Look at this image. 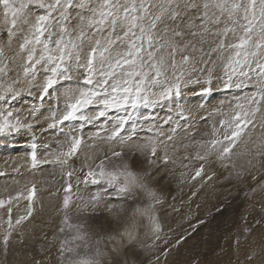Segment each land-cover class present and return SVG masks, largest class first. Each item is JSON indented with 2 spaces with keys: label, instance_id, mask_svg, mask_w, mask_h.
<instances>
[{
  "label": "rangeland",
  "instance_id": "374dc122",
  "mask_svg": "<svg viewBox=\"0 0 264 264\" xmlns=\"http://www.w3.org/2000/svg\"><path fill=\"white\" fill-rule=\"evenodd\" d=\"M39 12V9L30 8V18H34ZM2 20L3 14L0 10V22ZM237 28L242 33L238 26ZM24 31H27L26 28ZM22 39V36L17 34L9 45L6 28L0 29V48H3V57L0 59L7 58L10 68L8 76L0 82L7 84L19 80L14 85L19 95L12 99L9 94L6 100H0V123H3L5 117L10 125H17L19 121L15 129L10 127L3 133L0 132V170H2L0 181L7 183V188L13 190L18 187V183L16 184L12 179L16 178V172L9 168L14 162L7 161L19 153L13 144L19 139L23 147L25 146L22 151L25 155L27 143L32 139L39 140V134L38 138L31 136V140L29 133L24 135L23 123H33L39 128L37 125L45 126L49 121L47 127L53 132L54 129L50 125L54 122L55 113L51 118L48 112L41 117L36 118V116L42 115L45 107L52 105L53 102L55 105L60 102L58 112L64 105L67 108V104L71 101L66 93L91 87L83 83L86 69L77 67L73 62L69 71L71 79L57 77V83L41 100L42 86L51 72L45 71L46 66L37 65L35 79L31 75L25 78L23 67L26 56L19 50ZM226 40L228 41L225 43L232 44L229 37ZM200 47H203V53L197 52V60L202 62L183 67L184 75L179 82L178 96L173 89V94L168 98L159 99L150 95L153 103L147 107L141 104L137 109L129 107L126 111L123 108L107 110L104 117L96 118L97 122L94 123L93 128L84 135L87 144L98 143L100 149L96 145H87L85 150L79 153L77 161L65 159L62 150L54 151L57 160L55 168L60 175L58 185L55 187L50 183L40 185L35 180L36 185L29 194L25 191L27 190L25 186L32 183L30 180L21 184L16 191L9 192L12 194L8 197L1 196L3 192H0V201H3L0 205V264H69L71 258L69 253L65 252L63 258L61 257L62 245L64 248H76L77 245H81L76 250L85 254L83 247L85 242L87 254L98 260L100 264H264V100L260 101L259 111H256L254 116H249L251 123L244 128L235 144L231 145L230 152L223 153V148L230 146V141L225 139V136L230 137L235 128L234 123L229 126V122H232L236 112L241 111L236 105L241 101V104L245 105V110L257 107L249 106L246 98L258 92V78L255 72L250 74L253 77L251 81L237 75L233 77V84L243 80V85L240 88L235 86L225 88L224 81L227 79L225 65L232 50L212 51L218 48V45L214 38L209 37L204 38L202 45H197V48ZM87 51L88 45L85 44L82 63L86 62ZM179 59L180 57L177 56V60ZM201 69L205 70L201 71ZM208 70L212 81L210 85L207 83ZM168 77V82L153 88L152 91L159 93L163 87L169 86L172 82L171 71L168 72ZM35 85L37 88L34 87ZM209 87L211 91L205 92L204 90ZM220 106L222 110L219 109ZM101 110L102 106L94 103L82 112L92 118ZM9 111L12 113L11 116H8ZM116 111L127 112L123 114L130 118L129 128L122 131L123 124L120 135L126 133L124 138L110 143L109 140H117L120 137L119 135L112 138V133L118 127ZM170 114L173 116L172 120L163 122L158 127L167 130V133L159 132L157 126H153L151 131L144 133L152 139L147 137L143 142L135 140L136 131L144 129L145 123L152 126L158 117L164 120V117L167 118ZM147 118L151 123L146 122ZM133 119L136 121L134 122ZM222 121L225 123L222 124ZM88 125L89 123L85 124L84 128L89 129ZM43 130V128L39 129V131ZM41 135L46 134L41 133ZM168 137L171 139L169 140ZM70 139L73 140L69 137L67 143ZM213 140L218 141L215 147L211 146ZM49 145L46 143L42 147L47 150ZM153 147L156 149L154 156ZM117 152L121 155L114 156L113 153ZM165 156L168 158L167 162ZM199 156H203L204 159H199ZM178 158L183 162L178 161ZM124 159L132 161L130 170L148 172L145 176H149L154 171L158 175L161 172L165 174V180L161 178L162 180L156 185L159 190L161 188L162 200L158 202L157 209L155 208L153 212L152 223L147 222L149 216L146 219L140 212L141 208L148 205L147 200L134 196L130 191H118L120 185L125 183L122 176L117 180L118 182L112 184H109L106 178L101 179L99 176L96 177L99 183L89 186L85 182L87 173L91 170L99 171L97 166L101 162L104 171L109 166L116 167V171L106 172H124L122 170L124 165L117 166V162H124ZM137 161L140 162L139 165H136ZM149 161H152L153 167L149 166ZM71 164L79 170L73 179L76 191L70 196L68 207L65 208L61 188L72 176V172L65 173L66 165L70 167ZM183 165L188 166L185 167L187 171ZM174 167L180 172H175ZM198 170L199 176L196 175ZM64 176L67 178L64 179ZM35 190H38L39 194L36 195ZM64 190L68 192L69 185ZM190 191H194V195ZM195 193H198L199 197ZM93 197L97 198L93 199ZM195 198L197 200L203 198L199 202L203 203V206L208 202L206 206L208 208L203 207L198 212L195 205L194 210ZM223 202L225 204H222ZM184 204L186 206H183ZM227 204L232 206L229 207ZM212 205L216 206L213 211L210 210ZM220 212L218 219L216 215L219 216ZM65 217L68 220L67 224L64 222ZM190 219L191 221H188ZM209 219L211 224L208 222ZM127 223L134 224L135 239L127 243L123 241L118 243L123 239L122 231ZM74 236H83L84 239L73 241ZM129 253L130 258H128Z\"/></svg>",
  "mask_w": 264,
  "mask_h": 264
},
{
  "label": "snow or ice",
  "instance_id": "6c2138e0",
  "mask_svg": "<svg viewBox=\"0 0 264 264\" xmlns=\"http://www.w3.org/2000/svg\"><path fill=\"white\" fill-rule=\"evenodd\" d=\"M33 7L40 12L30 18L29 9ZM0 10L3 14L0 29L6 28L9 45L17 34L23 38L19 50L26 56L23 67L25 78L31 75L35 79L37 65L46 66L45 71L51 72L42 86L41 100L57 83V77L71 79L69 71L73 62L77 67L86 69L83 83L91 87L66 93L71 102L57 121L59 124L103 117L112 108H123L126 111L129 107L137 109L141 104L147 107L153 103L150 95L159 99L168 98L173 94V89L178 96L179 82L184 75L183 67L202 62L197 60V52L203 53V47L197 48V44L202 45L205 37L214 38L217 43L218 48L212 51L234 50V55L227 57L225 65V88H240L243 85V80L233 84V77L237 75L251 81L253 77L250 72L256 73L259 84L258 92L246 98L249 106L257 107L245 110L244 104H237L241 111L236 112L232 122H229V126L234 123L235 128L230 137L225 136L230 146L223 148V153L230 152L231 145L235 144L244 128L251 123L249 116L259 111L260 101L264 100V0H247L246 3L244 0H0ZM241 11L242 16L239 15ZM241 19L244 23L240 22ZM237 26L243 35L236 43H225L230 33L235 34ZM85 44L88 45V51L86 62L82 63L81 54ZM0 57H3V48H0ZM9 71V60L0 59V81L8 76ZM169 71L172 73L169 86L163 87L159 93L152 91L169 81ZM208 71L207 83L210 85L212 81ZM18 82H0V100H6L9 94L15 99L19 92L14 85ZM204 91L210 92L211 88ZM94 103L102 106L97 116L89 118L83 115L82 110ZM11 115L9 112L8 116ZM126 122L125 118L118 121L112 138L120 135ZM17 125H10L5 117L3 123H0V132ZM50 127H56V124ZM217 143L213 140L211 146L215 147ZM80 144L81 139L73 138L67 155L74 154ZM155 154L156 149L153 147L152 155ZM113 155L121 154L117 152ZM198 158L204 159L203 156ZM164 159L167 162V156ZM32 160L35 166V151ZM97 167L99 171L87 173L86 183L88 177H92L93 184L99 183L96 179L99 176L112 184L123 175L125 183L118 188L119 192L129 191V185L136 183L132 172H106L103 162ZM196 175H200L199 170ZM2 204L3 201H0ZM68 204L69 199L65 197L64 207L67 208ZM64 222L68 223L67 217ZM83 239V236L72 238L73 241ZM79 247L81 245L76 246ZM83 247L85 254L76 248H64L62 245L61 257L67 252L71 256L69 264H100L87 254L86 242Z\"/></svg>",
  "mask_w": 264,
  "mask_h": 264
},
{
  "label": "bare ground",
  "instance_id": "6f19581e",
  "mask_svg": "<svg viewBox=\"0 0 264 264\" xmlns=\"http://www.w3.org/2000/svg\"><path fill=\"white\" fill-rule=\"evenodd\" d=\"M238 1V0H237ZM244 2L246 3L247 2V0H244ZM240 16H242L243 15V13H242V11H241V13L239 14ZM241 23H244V21H242V19H241V21H240ZM226 23H227V21H226ZM231 26V25H230ZM18 27H19V25H18ZM71 30V29H70ZM241 35H243L242 33H241V31H239L238 30V28H236V32H235V34H229V39L232 41V44L233 43H236L237 41H238V38L241 36ZM56 38H58V37H53V39H56ZM97 38H99V37H97ZM66 39H67V37H66ZM228 40H226V42H227ZM198 45V44H197ZM231 55H234V50H232L231 51V53H230V55H228V56H231ZM81 58H82V54H81ZM253 72H250L249 74H252ZM48 75V74H47ZM245 86V85H244ZM34 87H36L37 88V86L35 85ZM246 87H248L247 85H246ZM249 88H252V86H249ZM9 97V96H8ZM239 99V98H238ZM241 99V98H240ZM9 102V101H8ZM60 102H58V104L57 105H55L54 104V102L53 103H51L52 105H49V106H46L45 107V110L43 111V113H42V115H40V116H36V118L37 117H41V116H43V115H45L46 114V112H48V113H50V118H51V116H52V114L53 113H55V116H54V122H53V124H56V127H53V132H50V129L47 127L48 125H49V121L46 123V125L45 126H41V125H37L39 128H36V125H34L33 123H30V124H24L23 123V127H24V135L25 134H27V133H29L30 134V136H29V139L31 140V136H37L38 134H39V140H37L36 142H39V143H41L40 145H41V147H42V145H44L45 146V144L47 143V144H50L49 145V148L47 149V150H45V149H43V147L41 148V147H39L38 149H37V155H36V163L35 164H38V165H36L35 167H33V164L30 162V160H29V158H28V152H29V149L28 148H31V142H29V143H27V146H26V152H25V155H23V149L25 148V146L23 147V145H22V143H20L19 141V139H17L16 141H15V143L13 144L14 146L13 147H17L16 148V150L19 152V153H17L15 156H13V159H9V160H7L8 161V163L9 162H14L13 163V165L11 166V167H9L10 169H12V171H14V172H16V174H15V176H16V178L15 177H13L12 179H14V181L13 182H15L16 184L18 183V187L17 188H19L20 187V185L21 184H24L25 182H29L30 180L32 181V183H28V184H26V186H25V188H27V190H25V191H27L29 194L32 192V188L33 187H35V180H37L38 182H39V184L40 185H44L45 183H50V184H52V186L53 187H55L56 185H58V182H59V178H60V175H59V172H58V170H56V168H55V165H56V163H57V160H56V154L55 153H53L54 151L55 152H58V151H61L62 150V152H63V155H64V158L65 159H69V160H71V161H73V160H75V161H77L78 160V158H79V156H80V154L85 150V147L87 146V145H89V144H91V145H96L97 147H99V149H100V145H98V143H89V144H87V140L84 138V135H85V133L87 132V131H89V130H91L92 128H93V125H94V123H96L97 122V119H90V120H79V119H77V120H71V121H65V122H67V123H63V124H59V123H57V121H59L60 120V118L63 116V114L65 113V111L67 110V108H66V106L64 105V107H63V109L61 110V111H59L58 112V106H60V104H59ZM240 104H241V101L239 102ZM244 103V102H243ZM247 103V102H246ZM6 105V104H5ZM237 106V105H236ZM44 107V106H43ZM220 110H222L221 109V106H220V108H219ZM13 110V109H12ZM167 110V109H166ZM217 111V110H216ZM10 112V111H9ZM112 112H114V110L112 111ZM218 112V111H217ZM123 113H126L127 114V112H125V111H116V116H117V121H119L121 118H125L126 120H127V122L124 124V130H122V131H125L126 129H128L129 128V120H130V118H128L126 115H124ZM83 115H84V113H83ZM85 116H86V114H85ZM97 116V115H96ZM95 116V117H96ZM87 117H89V116H87ZM104 117V116H103ZM166 117V116H165ZM164 117V120L162 119V118H160V117H158V120L152 125V126H149V125H147L146 123H145V128L144 129H142V130H139V131H136V134L137 135H139V136H136V134H135V137H136V139L135 140H137L138 142L140 141V142H143L147 137H150L151 138V136H149V135H147V134H144V133H146V132H148V131H151L152 129V127L154 126H157L156 128L159 130V132H163V131H165V129H163V128H158V127H160L159 125L161 124V123H163V122H165V121H167V122H170L171 120H172V114H170L167 118H165ZM89 118H91V117H89ZM104 119V118H103ZM108 119H111L110 117H108ZM108 119H106L107 121H108ZM135 119V118H134ZM133 119V120H134ZM50 120V119H49ZM99 121V120H98ZM136 120H134V122H135ZM146 122H149V123H151L149 120H148V118H147V120H146ZM69 123H70V125H69ZM87 123H89V125H88V128L89 129H86V128H84V125L85 124H87ZM133 123V122H132ZM131 123V124H132ZM130 124V125H131ZM16 125V124H15ZM28 125H31V127H28ZM163 125V124H162ZM201 125V124H200ZM200 125H198V127L200 126ZM41 128H43L44 130L43 131H39V129H41ZM14 129H15V127H14ZM13 129V130H14ZM3 133V132H2ZM11 133V132H10ZM16 133V132H15ZM41 133H43V134H46L45 136H42L41 135ZM65 133H68L69 135H67V134H65ZM121 133V132H120ZM165 133H167V130L164 132V134ZM126 135V133H124V135L122 134V136L120 135V137L117 139V140H109V142L110 143H113V142H117V141H119V140H121V139H123L124 138V136ZM26 136V135H25ZM28 136V135H27ZM10 137V136H9ZM69 137H72V139L73 138H78V139H81V144H80V146H79V148L77 149V151L74 153V154H72V155H67V153L70 151V148H71V143H72V141H71V139H70V142H68L67 143V139L69 138ZM36 138H38V136L36 137ZM152 139V138H151ZM164 139V138H163ZM22 140H24V139H21V141ZM29 141V140H28ZM164 141L165 142H167L165 139H164ZM1 142V141H0ZM18 142V143H17ZM25 145H26V143H24ZM38 144V143H37ZM69 144V145H68ZM124 146V145H123ZM9 148V147H8ZM11 148V147H10ZM56 148V149H55ZM14 149V148H13ZM94 149V148H93ZM5 152V151H4ZM11 152V151H10ZM80 153V154H79ZM11 154V153H10ZM8 157V156H7ZM12 157V156H11ZM5 161V160H4ZM178 161H182L180 158H178ZM188 161V160H187ZM183 162V161H182ZM67 163L69 164V161H67ZM130 163H132V161L130 162V160H128V159H124V162H117V166H123L124 165V168H122V170H124V172H119V173H128V172H132L134 175H135V177H136V183H135V185H129V191H130V193H132L134 196H138V198H140V199H145V200H147L148 201V203L146 202V204H148L147 206H145L144 208H141V211L140 212H142V214H143V216H145V218L147 219V217L149 216L150 217V219H148V223H152L151 221H152V217H153V212H154V210H155V208L157 207V205L160 203L159 201H161L162 199H161V188H160V190H159V188H157L156 187V185L159 183V181L160 180H165L164 178H165V174L163 173V172H161V173H159V175L157 174V173H155V171L154 172H151L152 174H150L149 176L147 175V176H145V174H147V173H144L143 172V170H142V172H141V170L140 171H132V170H130V169H132V167H131V165L132 164H130ZM138 163H140L139 161H137L136 162V165H139ZM43 165V167H40V168H38L39 167V165ZM47 164H49V165H47ZM148 164H149V166L151 165L152 167H153V165H152V163H150V162H148ZM47 165V166H46ZM179 165H181V163L179 164ZM6 166V165H5ZM184 166V169H185V167H188V166H186V165H183ZM1 167V166H0ZM220 167V166H219ZM140 168V167H139ZM8 169V168H7ZM149 169V168H148ZM78 170L79 169H77L76 167H74V164H71L70 165V167H69V165H66V169H65V173L66 172H68V173H70V172H72V176H70L69 177V179H68V181H66L67 183H63V186H62V188H61V191H62V194H61V196H62V202L64 201V198L65 197H68V199H70V196L76 191L75 190V185L73 184V179H75V177H76V175H77V173H78ZM116 171V167L115 166H109L108 168H107V170L106 171ZM0 171H2V170H0ZM12 171H10V172H12ZM92 171V170H91ZM174 171L175 172H180L179 171V169L177 168V167H174ZM185 171H187V169H185ZM194 171V170H193ZM3 172H4V170H3ZM12 174V173H11ZM191 174H193V172L191 173ZM195 174V173H194ZM13 176V175H12ZM87 176V175H86ZM86 176H85V178H86ZM122 177V180H123V182H125V177L123 176V175H121ZM189 177V176H188ZM3 178V177H2ZM65 178H67V176H64V179ZM162 178V179H161ZM197 178V177H196ZM195 178V179H196ZM187 179V178H186ZM198 179V178H197ZM91 180H92V177H88L87 178V183L89 184V186L90 185H92L93 183L91 182ZM193 181H194V178H193ZM198 181V180H197ZM1 182V181H0ZM116 182H118V181H116ZM196 182V181H195ZM2 183V184H1ZM0 183V192H3V195H1V196H4V197H8L10 194H12V193H9V192H12V191H16L17 190V188L15 189V190H13V189H8L7 188V186H6V184L7 183H3V181ZM91 183V184H90ZM119 184H121V183H119ZM189 184H190V182H189ZM188 184V185H189ZM197 184V183H196ZM69 185V190H68V192L66 191V190H64L65 188H67V186ZM185 185H186V183H185ZM199 185V184H198ZM2 186V187H1ZM121 186V185H120ZM187 186V185H186ZM200 186V185H199ZM198 186V187H199ZM202 186V185H201ZM188 188L190 189V187L188 186ZM188 188H186V190L188 189ZM194 188V187H193ZM192 188V189H193ZM227 189V188H226ZM185 190V191H186ZM198 190V189H197ZM201 190H204V189H201ZM201 190H199V191H201ZM35 191H37L35 194L37 195V194H39V191L38 190H35ZM188 192V191H187ZM192 191H190V193H191ZM196 192V191H195ZM182 193V192H181ZM186 193V192H185ZM173 194V193H172ZM192 194L194 195V191L192 192ZM196 194V193H195ZM198 194V193H197ZM196 194V196H198ZM225 194H227V191H226V193ZM131 195V194H130ZM26 196V195H25ZM30 196V195H29ZM188 196H189V194H188ZM187 196V197H188ZM195 196V197H196ZM206 196V195H205ZM212 196V195H211ZM225 196H227V195H225ZM26 197H28V196H26ZM199 197V196H198ZM202 197H204L203 195H202ZM208 197V196H207ZM233 197V196H232ZM236 197V196H235ZM1 198V197H0ZM29 198V197H28ZM136 198V197H135ZM213 198V197H212ZM223 198V197H222ZM225 198V197H224ZM238 198V197H237ZM139 199V200H140ZM190 198H188V200H189ZM199 199V198H198ZM203 199V198H202ZM201 198L199 199V200H202ZM205 199V198H204ZM231 199V198H230ZM239 199V198H238ZM195 201H194V210H195V205H196V210H198V212H199V210L201 211V209H203V207H204V209H205V207L206 206H208V202H206V205H204L203 206V203L201 204L200 202H199V200H197L196 198L194 199ZM220 200V199H219ZM240 201H241V199H239ZM239 200H238V202H239ZM169 201H170V199H169ZM184 201V200H183ZM214 201V200H213ZM234 201V200H233ZM159 202V203H158ZM185 202V201H184ZM217 202V201H216ZM215 202V203H216ZM221 202V201H220ZM232 202V201H231ZM235 202V201H234ZM237 202V203H238ZM141 203V202H140ZM156 203V204H155ZM168 203V202H167ZM187 203V202H186ZM189 204V203H188ZM188 204H187V206H188ZM191 204V203H190ZM220 204V203H219ZM222 204H225L224 202L222 203ZM232 205H234V203H231ZM236 204V203H235ZM249 204V203H248ZM144 205V204H143ZM230 205V204H229ZM228 204H227V206H229ZM232 205H230V206H232ZM170 206H171V204H170ZM179 206H181V205H179ZM183 206H186L185 204L183 205ZM218 206V205H217ZM229 206V207H230ZM189 207H191V205L189 206ZM192 207V208H193ZM197 207H198V209H197ZM206 208H208V207H206ZM139 209V208H138ZM138 209H137V211H138ZM157 209V208H156ZM180 209V208H179ZM184 209V208H183ZM212 209V211L214 210V209H216V206L215 207H213V205H212V207L210 208V210ZM193 210V209H192ZM194 210L192 211V212H194ZM136 211V212H137ZM180 211V210H179ZM187 211V210H186ZM205 211V210H204ZM207 211H208V209H207ZM130 212V211H129ZM187 212H189V210L187 211ZM191 212V211H190ZM191 212V213H192ZM196 212V211H195ZM223 213V212H222ZM184 214V213H183ZM193 214V213H192ZM198 214V213H197ZM199 214H201V213H199ZM198 214V215H199ZM211 214V213H210ZM225 214V213H224ZM223 214V215H224ZM137 215H138V212H137ZM156 215V214H155ZM218 215V214H217ZM216 215V218H218V217H220V215H221V212H220V214H219V216H217ZM140 216V215H139ZM191 216V215H190ZM194 216V215H193ZM131 217V216H130ZM130 217H128V218H130ZM133 217V216H132ZM197 218H198V216H196ZM195 217V218H196ZM200 217V216H199ZM223 217V216H222ZM226 217H228V216H226ZM225 217V218H226ZM133 218H135V217H133ZM186 218H188V217H186ZM204 218V217H203ZM212 218H214V217H212ZM125 219H127V217L125 218ZM124 219V220H125ZM219 219V218H218ZM228 219V218H227ZM119 220V219H118ZM196 220V219H195ZM194 220V221H195ZM212 220V219H211ZM215 220H217V219H215ZM220 220H222V219H220ZM224 220V219H223ZM130 221V220H129ZM188 221H191V219L190 220H188ZM217 221H219V220H217ZM225 221H226V219H225ZM126 222V221H125ZM186 222H187V220H186ZM209 223H210V219H209V221H208ZM207 222V223H208ZM222 222V221H221ZM192 223V222H191ZM162 224V223H161ZM211 224V223H210ZM133 225L134 224H132V223H127L126 224V226H125V228H123L124 230L122 231V235H123V239L122 240H119V242L118 243H120L121 241H123V243H127V242H129V240H134L135 239V235L133 234V231H134V227H133ZM150 226V225H149ZM208 226V225H207ZM212 226V225H211ZM214 226V225H213ZM142 228V227H141ZM136 229V228H135ZM204 229V228H203ZM215 229V228H214ZM212 231H213V229H211ZM185 232V231H184ZM135 233V232H134ZM141 233V232H140ZM139 234V233H138ZM145 234V233H144ZM203 234V233H202ZM112 235H114V234H112ZM136 235H137V233H136ZM141 235V234H140ZM115 237V236H114ZM137 237V236H136ZM145 237V236H144ZM118 239L120 238V237H117ZM149 238V237H148ZM111 239V238H110ZM113 239V238H112ZM146 239V238H145ZM114 240H115V238H114ZM114 240H112V242L114 241ZM110 241V240H109ZM194 241V240H193ZM111 242V241H110ZM115 242V241H114ZM136 242H137V240H136ZM148 242H149V240H148ZM145 243V242H144ZM192 244V243H191ZM145 245V244H144ZM141 246H143V245H141ZM113 247V246H112ZM117 247V246H116ZM116 247H115V249H116ZM114 248V247H113ZM120 248V247H119ZM119 248H117V249H119ZM189 248V247H188ZM114 249V250H115ZM121 249V248H120ZM118 251V250H117ZM120 252V251H119ZM184 254V253H183ZM105 256H106V254H105ZM108 257V256H107ZM106 257V258H107ZM105 258V259H106ZM128 258H130V253L128 254ZM135 258V257H134ZM135 259H137V257L135 258ZM107 260H109V258L107 259ZM124 260V259H123ZM52 261V260H51ZM174 263V262H173Z\"/></svg>",
  "mask_w": 264,
  "mask_h": 264
}]
</instances>
